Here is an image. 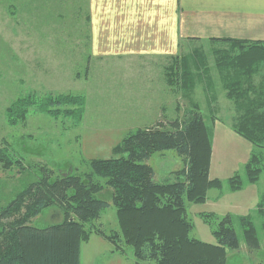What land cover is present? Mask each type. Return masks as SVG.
<instances>
[{
    "label": "trees",
    "instance_id": "obj_1",
    "mask_svg": "<svg viewBox=\"0 0 264 264\" xmlns=\"http://www.w3.org/2000/svg\"><path fill=\"white\" fill-rule=\"evenodd\" d=\"M86 19L89 22V15ZM210 41L211 47H221L211 50L212 66L222 93L234 106L230 117L214 114L212 122L232 121L233 130L254 147L244 164V174H233L225 181L209 177L213 128L206 125L198 105L192 103L185 117L170 121V128L158 124L128 132L112 148L113 156L89 159L87 173L53 176L51 169L42 167L40 177L0 207V264H80L81 245L93 233L109 241L114 251L131 255L133 264H226L227 250L240 246L237 225L248 248H258L257 231L248 214L203 213L215 242L190 236L194 225L187 216L189 203H203L211 188L237 191L246 184H257L264 170V40ZM191 56L195 66L197 60L204 63L201 51L194 50ZM187 57H179L185 87L182 97L186 99L188 88L194 85ZM209 97L211 102L215 100ZM32 107L53 118H68L76 127L84 116L85 97L70 93L19 96L5 109L7 123H23ZM163 150H174L182 158L184 168L179 173L183 179H153L154 171L145 160ZM15 154L7 145L0 146L3 169L21 167V158ZM106 187L111 190L117 224L109 232L98 222L110 205L97 197ZM49 207L59 209L63 220L44 228L32 225L31 220ZM256 207L264 228L263 193Z\"/></svg>",
    "mask_w": 264,
    "mask_h": 264
},
{
    "label": "rangeland",
    "instance_id": "obj_2",
    "mask_svg": "<svg viewBox=\"0 0 264 264\" xmlns=\"http://www.w3.org/2000/svg\"><path fill=\"white\" fill-rule=\"evenodd\" d=\"M87 15V0H0V146L13 149L22 161L21 167L3 169L0 165V207L9 204L20 190L40 177L42 167L51 169L53 176L65 172L87 173L90 170L88 160L113 156L112 148L128 132L158 124L170 128V121L185 117L188 109L193 107L192 103L198 105L210 129L218 122H212L214 114L226 119L231 116L233 102L222 93L217 71L212 66L214 55L211 50H218L220 46L211 47L212 42L205 40L182 46L176 56L171 57H91ZM194 50L202 52L203 64L197 60L198 65H194L195 59L191 56ZM183 55L188 56L187 63L194 79L193 87L188 88V99L182 97L185 87L181 83L183 69L179 57ZM255 80L257 82L258 78ZM33 93L38 96L83 95L82 121L74 127L68 118H53L32 107L23 123L9 125L5 109L15 98ZM210 95L215 99L212 102ZM224 129L222 125L214 129L218 134L214 141L216 158L213 164L210 160L208 170L211 178L221 181L236 173L244 174L247 160L242 156L248 147L238 140L250 143L232 126L236 139L222 138L220 132ZM251 147L252 152V144ZM262 154L264 165V150ZM145 163L152 167L153 179L157 182L176 177L183 179L179 172L184 168V161L174 150L153 152ZM257 184L259 195L264 194V170ZM110 192L106 187L97 194L98 198L110 203L98 221L107 232L117 227ZM208 192L206 198L211 203L228 204L233 201V195L242 198L241 194H232L234 191L227 189L211 188ZM207 212L217 216L227 214L218 213L209 202L196 207L193 203L188 204L187 216L194 225L191 237L205 240V230H199L197 226L207 228L211 233L210 226L202 218ZM253 213L258 248H248L236 224L240 246L227 250L226 264H264L262 217L257 207ZM62 220L60 210L49 207L33 218L31 224L44 228ZM210 236L208 241L215 242ZM100 245L85 248L82 264H133L128 253L122 255L113 247L109 253ZM114 252L117 257L111 255Z\"/></svg>",
    "mask_w": 264,
    "mask_h": 264
},
{
    "label": "crops",
    "instance_id": "obj_3",
    "mask_svg": "<svg viewBox=\"0 0 264 264\" xmlns=\"http://www.w3.org/2000/svg\"><path fill=\"white\" fill-rule=\"evenodd\" d=\"M87 3L91 57H171L182 46L191 42L200 44L212 38L264 40V0H87ZM219 125L226 128L220 132L222 138L236 139L234 135H237L230 122L214 123L212 164L216 158L214 141L218 138L214 129ZM238 141L247 144L248 151L244 147L245 152L250 155L251 144ZM245 152L242 158L246 161L249 155L246 157ZM235 192L242 198L233 195V201L228 204L211 203L206 198L203 203L194 206L209 202L218 213H251V217L254 216L259 199L258 184H246L232 194ZM197 228L205 230L203 241L210 242L208 239L212 233L207 228ZM96 244L111 252V243L93 233L81 245L80 264L85 248L91 249ZM111 255L117 257L115 252Z\"/></svg>",
    "mask_w": 264,
    "mask_h": 264
}]
</instances>
